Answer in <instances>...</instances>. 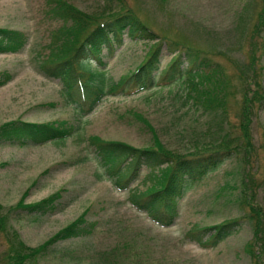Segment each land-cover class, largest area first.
<instances>
[{
	"label": "rangeland",
	"instance_id": "obj_1",
	"mask_svg": "<svg viewBox=\"0 0 264 264\" xmlns=\"http://www.w3.org/2000/svg\"><path fill=\"white\" fill-rule=\"evenodd\" d=\"M63 1L88 14L127 8L155 35L142 41L124 35L120 46L104 48L103 65L91 63L104 77L94 71L93 84L103 87L129 75L157 36L195 48L217 65L230 132L239 137L246 132L248 145L192 184L170 225L155 224L128 201L129 189L149 187V169L141 166L138 178L126 190H117L101 175L90 139L146 148L152 145L154 130L167 148L186 152L212 136L215 116L199 106L201 101L195 106L198 92L188 98L178 84L108 96L88 114L76 115L62 95V83L40 71L59 44L55 35L62 21L47 15L48 0H0V28L26 38L18 52L0 54V74L10 75L0 86V125L51 124L71 133L65 140L39 145H0V204L28 205L61 193L55 213H20L9 226L27 245L37 247L83 213L85 222L95 225L88 236L56 243L37 264H264V255L253 247L252 224L244 216L248 208L237 202L245 200L264 217V107L259 102L264 99V0ZM171 57L162 46L160 69ZM211 80L215 78L208 72L195 79L207 89L211 87L203 83ZM79 91L73 92L77 102L82 100ZM233 219L240 220L238 231L216 248L203 249L185 239L188 231ZM4 250L0 236V259Z\"/></svg>",
	"mask_w": 264,
	"mask_h": 264
},
{
	"label": "trees",
	"instance_id": "obj_2",
	"mask_svg": "<svg viewBox=\"0 0 264 264\" xmlns=\"http://www.w3.org/2000/svg\"><path fill=\"white\" fill-rule=\"evenodd\" d=\"M47 15L61 20L62 25L55 35L59 44L51 48L50 54L41 63L40 71L46 77L58 79L62 83V95L74 105L76 115L88 114L108 96L125 95L131 91L139 93L158 85L178 84L187 91L188 98L194 96L192 92H198L195 106L201 101L199 106L212 113L217 119L212 136L202 143L193 144L186 152L167 148L154 130L152 145L146 148H136L122 142L104 141L97 137L89 141L101 169V175L119 191L126 190L138 178L141 166L149 169V176H147L149 187L146 186L143 191L136 187L129 189L128 201L137 210L145 212L155 224L164 227L170 225L177 215L179 201L192 184L205 174L216 170L232 156L242 152L241 147L246 148L248 145L246 132L240 136L242 139L230 132L225 105L226 95L222 89L223 80L217 75V65H214L211 58L202 51L180 45L175 41L168 42L165 38H159L156 35L158 41L149 49L146 53L147 57L134 71L100 87L93 84L92 79L97 76L94 71L100 72L103 77L104 71L101 68L98 69V66L92 67L91 63L95 61L99 66L103 65V49L114 45L120 46L124 35L131 41L151 40L155 37L153 31L127 8L104 9L99 14H88L66 1L48 0ZM263 16L264 11L261 19ZM262 27L264 28L263 21ZM25 42L26 38L21 33L0 28V54L16 53ZM162 46H165L173 56L164 69H160ZM56 47H58L57 50ZM89 67L93 69L92 73L87 71ZM205 72L211 73V77L215 78L203 83L211 89L203 88L197 83L198 81H195ZM2 76L4 77L0 81V86L10 78V75L0 74V78ZM78 89L81 90L79 91V96L82 98L80 102L73 98V92ZM259 102L264 107V99H260ZM137 118L143 119L138 115ZM70 135V130L51 124L10 121L0 125V145L28 143L39 145L62 141ZM163 165L168 168L164 172L161 169ZM228 184H224L222 189ZM60 196L61 193L57 192L40 202L28 205L22 201L16 206L0 204V236L5 246L4 254L0 259L2 264H37L39 259L49 255L56 243L85 237L93 232L92 228L95 225L85 222V213H83L43 244L31 247L9 226L11 218L20 213L33 216L55 213L58 211ZM237 202L240 208L245 210V207L248 208L247 215L245 212L244 216L252 224V243H255L253 247L259 249L264 255L263 211L250 204L247 205L245 200L238 199ZM239 226L240 220L233 219L188 231L185 239L197 244L200 248L212 249L237 232Z\"/></svg>",
	"mask_w": 264,
	"mask_h": 264
}]
</instances>
